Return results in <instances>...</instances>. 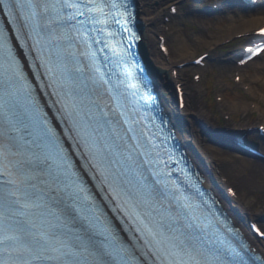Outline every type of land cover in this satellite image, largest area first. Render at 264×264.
<instances>
[{
    "label": "snow or ice",
    "instance_id": "1",
    "mask_svg": "<svg viewBox=\"0 0 264 264\" xmlns=\"http://www.w3.org/2000/svg\"><path fill=\"white\" fill-rule=\"evenodd\" d=\"M0 5V264H264L202 219L204 193L192 185L201 203L172 178L146 131L126 0Z\"/></svg>",
    "mask_w": 264,
    "mask_h": 264
},
{
    "label": "bare ground",
    "instance_id": "2",
    "mask_svg": "<svg viewBox=\"0 0 264 264\" xmlns=\"http://www.w3.org/2000/svg\"><path fill=\"white\" fill-rule=\"evenodd\" d=\"M182 0H138V12L139 20L144 25V51L149 59L151 70L153 71L155 82L158 86L161 94V99L164 105L167 107L174 124L179 132V137L183 144L188 149L189 154L193 160L199 165L203 172L208 177V186L217 191L219 196L224 200L225 206L229 209L230 213L236 218L239 225H246L245 220L259 218L262 226L264 227V214L252 212L250 216L247 212L253 209L254 203L249 199L253 190L264 188V160L257 158L250 153L241 151L236 147H232L230 140L237 136H240L234 129L218 133L215 126L210 123L208 115L205 111L196 113L194 109L187 106L182 110H179L176 106V99L178 93L176 91V80L172 76V70L176 68L175 65L188 62L196 59L192 57L194 53L190 51L195 50L192 42L186 37H179V23L178 15L172 17L171 32L175 31V38L179 42V55L173 56L171 63L167 62L162 53L157 47L156 40L159 35L164 34V28L166 25L164 17L168 15L171 5H174ZM264 3V2H263ZM263 5V4H262ZM264 6V5H263ZM167 7V8H166ZM264 14H260V18L252 14L233 16L231 22L226 28L227 38L237 36L239 34L252 32L260 25L264 24V20L261 19ZM192 18L197 22L203 21V16L193 15ZM202 24V23H200ZM162 27V28H161ZM174 38V39H175ZM225 38V39H227ZM252 36L247 37V39ZM223 39V40H225ZM222 40V41H223ZM173 41V40H172ZM199 45L203 47H209L214 49L218 46L219 40H209L207 37L196 38ZM208 61V60H207ZM260 64L257 67V74L254 77V83H258L260 79L264 78V54H261L251 63H248L242 70L243 77L245 78V71L249 67H253ZM200 67H198V71ZM234 72V65L228 61L223 62L220 67V77L224 78L226 75H230ZM203 83V79L200 84ZM252 89L250 85L249 91ZM224 105L230 109H244L248 110L250 104L238 102L230 104L227 99L224 100ZM253 104V103H251ZM257 109L261 111L262 105L257 104ZM207 116H206V115ZM232 121V120H231ZM251 134H249L250 136ZM209 139H213L214 142L224 144L222 151L214 150V144L209 143ZM207 141L206 146H202L203 142ZM264 149V141L261 145ZM228 147V149L226 148ZM220 172L225 177H228V181L231 184H235L239 191L238 200H228L224 193V183ZM255 245L260 251L264 252V246L261 242L254 240Z\"/></svg>",
    "mask_w": 264,
    "mask_h": 264
},
{
    "label": "rangeland",
    "instance_id": "3",
    "mask_svg": "<svg viewBox=\"0 0 264 264\" xmlns=\"http://www.w3.org/2000/svg\"><path fill=\"white\" fill-rule=\"evenodd\" d=\"M221 2L223 3V7H221L223 9L214 12L212 15L204 11L199 0H182L178 2L180 11L177 20L180 25L179 37H186V39L190 40L189 42H192L195 50L192 49L190 55L194 53L192 57H197L203 52H211L209 65L203 70V83L199 85L192 84L190 75L195 68L190 67L185 69L186 77H188V106L194 109L196 113L206 111L211 123H213L218 133L235 128H244V131H247L248 128H253L260 123H264V78L260 79L258 83L253 82L257 74V67L260 66V64L249 67L244 73L245 81L252 85L250 91H242L240 87L232 85V74L226 75L224 78L220 77V67L222 63L226 61L230 63L229 57L233 56L240 49L241 43L243 42V39H237L234 35L227 38L226 28L230 24L233 16L237 17L250 14L249 12L243 11L238 0H221ZM257 12L258 10L251 14H257ZM193 15L203 16L204 19L202 22H197L192 18ZM197 37H207L209 40L217 39L219 40V44L214 49L203 47L196 41ZM228 40H232V42L224 45ZM178 44L179 42L176 38L170 42L174 57H178L179 55L180 47ZM216 92L223 93L230 104L247 102L251 106V103H260L262 109L261 111H257L256 109H251V107L248 110H244L220 106L214 101ZM223 113H231L233 116L232 121L224 124L222 122ZM250 134L248 139L256 146H261L262 141L258 137V134L253 131H251ZM209 143H213L215 147L214 150L217 151H222L224 146V144L214 142L213 139H209L208 144ZM206 145L207 141L203 142L202 146ZM232 147H234L233 144ZM226 148L228 149V147ZM250 198L254 202L253 210L257 213L261 212L264 214V188L253 190L250 194ZM253 210L251 209L250 211Z\"/></svg>",
    "mask_w": 264,
    "mask_h": 264
},
{
    "label": "water",
    "instance_id": "4",
    "mask_svg": "<svg viewBox=\"0 0 264 264\" xmlns=\"http://www.w3.org/2000/svg\"><path fill=\"white\" fill-rule=\"evenodd\" d=\"M141 29H143V27H140Z\"/></svg>",
    "mask_w": 264,
    "mask_h": 264
}]
</instances>
